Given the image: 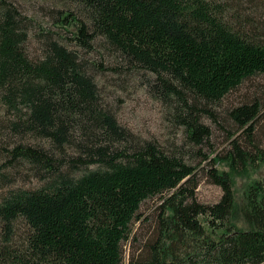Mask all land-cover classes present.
<instances>
[{
  "label": "trees",
  "instance_id": "1",
  "mask_svg": "<svg viewBox=\"0 0 264 264\" xmlns=\"http://www.w3.org/2000/svg\"><path fill=\"white\" fill-rule=\"evenodd\" d=\"M21 1L0 0V264H126L154 199L129 264H264V91L213 141L224 101L264 76V0ZM131 82L179 143L120 122ZM259 170L237 201L235 179ZM200 172L218 202L199 201Z\"/></svg>",
  "mask_w": 264,
  "mask_h": 264
},
{
  "label": "rangeland",
  "instance_id": "2",
  "mask_svg": "<svg viewBox=\"0 0 264 264\" xmlns=\"http://www.w3.org/2000/svg\"><path fill=\"white\" fill-rule=\"evenodd\" d=\"M21 1V0H19ZM232 2H241L242 4H247L249 0H230ZM21 3L25 5V10H31L30 0H22ZM35 13H40L39 10L34 11ZM32 14V13H31ZM36 45L32 43L29 46V50L32 53H36ZM125 92H119L116 94L115 108L118 112V117L120 122L129 127L134 133L142 136L146 139H154L162 144H166L168 141L179 140L170 131L169 126L166 124L163 115L162 108L160 105L152 100L141 86L131 82L127 86ZM264 91V76L257 77L256 79L246 83L244 87L237 93H234L229 98L224 101L223 111L221 113V124L213 123V141L217 145L218 152H222L226 147L228 133L227 130L229 124L225 120V110L236 106L244 101H251L255 96L262 97ZM257 139L260 141L262 148L264 149V118L258 126ZM179 143V141L177 142ZM263 170L250 171L245 178L235 179V196L237 201H242L246 188L253 184L255 180H258L259 176H262ZM199 188L197 190V197L200 202L213 204L220 200L222 196V191L219 187L211 184L208 179L200 172L199 176ZM1 194V190H0ZM158 203L157 199L149 200L142 205L140 210V221H135L132 227V234L130 239L124 245V257L126 264L130 263L132 253L137 250L144 242H146L153 234L154 226V214L156 205ZM237 219L234 221L235 227L238 229H247V225L244 223L243 219L236 216ZM235 217V218H236ZM150 219V224L147 222ZM25 227L22 223L18 226L19 236L22 235ZM222 234L221 231L218 235Z\"/></svg>",
  "mask_w": 264,
  "mask_h": 264
}]
</instances>
